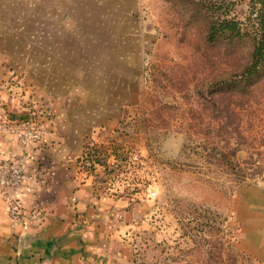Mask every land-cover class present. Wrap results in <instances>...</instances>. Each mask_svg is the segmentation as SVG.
Masks as SVG:
<instances>
[{
    "label": "rangeland",
    "instance_id": "rangeland-1",
    "mask_svg": "<svg viewBox=\"0 0 264 264\" xmlns=\"http://www.w3.org/2000/svg\"><path fill=\"white\" fill-rule=\"evenodd\" d=\"M133 4L126 56L139 66L81 168L127 202L113 248L124 264H264V67L231 84L253 41L207 40L222 18L252 34L250 0Z\"/></svg>",
    "mask_w": 264,
    "mask_h": 264
},
{
    "label": "crops",
    "instance_id": "crops-1",
    "mask_svg": "<svg viewBox=\"0 0 264 264\" xmlns=\"http://www.w3.org/2000/svg\"><path fill=\"white\" fill-rule=\"evenodd\" d=\"M133 2L0 0V82L23 83L47 110L50 132L29 147L17 193L41 219L14 225L0 197V264H124L113 247L127 202L83 172L80 158L123 115L126 73L139 66L126 56ZM0 100V160L12 159L22 149L4 119L25 111L5 92Z\"/></svg>",
    "mask_w": 264,
    "mask_h": 264
},
{
    "label": "built area",
    "instance_id": "built-area-1",
    "mask_svg": "<svg viewBox=\"0 0 264 264\" xmlns=\"http://www.w3.org/2000/svg\"><path fill=\"white\" fill-rule=\"evenodd\" d=\"M0 91L7 93L16 99L25 116L9 115L4 119L3 130L14 137L22 149L21 155L12 159L0 160V197L6 204V210L14 225H22L26 221L37 222L41 219V211L29 210L23 201L17 196L25 180L28 149L32 145L44 143L49 132V118L47 110L39 105L31 97H26V89L23 83L16 81L15 84L0 82ZM1 103V100H0ZM86 147V146H85ZM94 158H96L94 156ZM95 166L91 154L83 151L80 158V167Z\"/></svg>",
    "mask_w": 264,
    "mask_h": 264
},
{
    "label": "trees",
    "instance_id": "trees-1",
    "mask_svg": "<svg viewBox=\"0 0 264 264\" xmlns=\"http://www.w3.org/2000/svg\"><path fill=\"white\" fill-rule=\"evenodd\" d=\"M249 5V17L247 20L249 21L254 14L252 19L255 23V26L252 25V34L241 28L239 23L222 18L217 26L211 25L207 36L208 41L215 40L217 36L231 40L250 37L253 41L249 62L242 69L235 72L233 80L229 82L234 85L259 79L261 77L260 72L264 67V0H250Z\"/></svg>",
    "mask_w": 264,
    "mask_h": 264
}]
</instances>
